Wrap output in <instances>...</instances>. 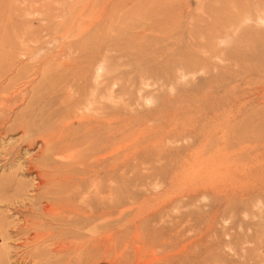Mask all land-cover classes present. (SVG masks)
I'll return each instance as SVG.
<instances>
[{"label": "rangeland", "instance_id": "1", "mask_svg": "<svg viewBox=\"0 0 264 264\" xmlns=\"http://www.w3.org/2000/svg\"><path fill=\"white\" fill-rule=\"evenodd\" d=\"M0 104L7 196L32 201L26 163L68 124L53 172L126 257L264 264V0H0ZM19 209L0 204V264H45Z\"/></svg>", "mask_w": 264, "mask_h": 264}, {"label": "bare ground", "instance_id": "2", "mask_svg": "<svg viewBox=\"0 0 264 264\" xmlns=\"http://www.w3.org/2000/svg\"><path fill=\"white\" fill-rule=\"evenodd\" d=\"M4 103H6V101ZM11 110H8V113L11 114ZM39 118H37V116L31 115V117L27 119L28 120L27 126H26V122L23 123L22 120L21 121L17 120L15 124L20 127H23L22 130L25 131L26 135H28L29 137V138L24 137L25 141H27L28 144L30 143V145H31V140H30L31 137L29 134L31 131H33L32 130L33 127H35L37 124H40L42 122V120ZM2 124L3 123H1V125ZM46 124H49V122L46 121ZM67 126L69 125L68 124L61 125L62 131H60V134L59 133L55 134L54 132H50L47 137L43 138V141L41 140L42 145L39 151L37 152V156L40 157L41 160L39 159V161L37 160L32 163L30 162L26 163V165H29L27 166L28 167L27 171L29 173H34V180H32L31 189L34 190L35 193L31 194L32 201H29L27 203V200L30 197L27 198L26 194L22 192H16L15 195L7 196V193H8L7 191L10 190L13 180L12 178L5 177L6 179L0 180L1 182L0 188L2 189L0 191V204L7 206V208L12 210L16 214H21V211L19 208L20 207L22 208V206H26L28 204L29 208L33 210L34 214L38 215L37 219L31 220L29 218V214L28 215L25 214L26 216L24 215V218H22L24 225L21 227L19 226L18 230H21V229L31 230V233L33 234V236L31 237L30 243H35V244L37 243L38 245L39 244L43 245V248L41 247L44 250V253L42 256L45 259L47 257L50 258V260L48 258L46 259L45 264H98V258H99L98 256H100V258L102 257L103 261L104 259H107L108 264H152L153 257L149 261H145V258H143L145 251L148 249L146 247L134 246V251L132 254L133 257L129 258V257H126L128 256V254L126 253L127 252L126 249L120 250L119 248L116 247L117 245H112L110 241L111 235L107 230V219L102 221L101 223L100 228L103 231L99 230V228L95 229V222L103 218L104 212L106 210L99 212L96 210L97 205L91 203L89 207L91 211H89L88 214H84L83 205H80L81 203L74 204L75 201L77 199H80L82 196L80 198H77L73 203V199L80 196L81 191L86 187L85 185L86 183L84 184L75 183L76 186H72L71 188H68V186H66L65 184L64 185L66 187L63 188L64 185H61L60 182L63 180L65 174L64 172L62 173L60 172V174L53 172V170L58 169L59 167L58 163L61 161V159L59 158H57L58 160L54 159L53 154L57 156L59 155V152L61 151V149H65L64 147H62L63 145L62 146L59 145V139L63 137V133L66 129L68 131ZM10 129L8 128L7 130L10 131ZM42 130H45V129H42ZM0 134H2V132ZM56 145L58 146L56 147ZM16 154H17V151H16ZM76 155L77 153L75 151H72L71 153L65 155L66 166L70 163L72 164L75 163V160L77 159ZM15 157L16 156L14 154V158ZM14 158H11V159H14ZM61 162L62 164L64 163L63 161ZM24 166H25L24 163L18 162V164H16L15 169H13V172L15 171L16 173H19V170L22 171L21 169H23ZM10 174L15 175V173H10ZM71 178L69 177V179ZM18 184L23 186L21 183H18ZM68 184L69 183H67V185ZM26 188L28 189V187ZM65 189L67 190V193L65 192ZM76 193L78 194L77 196H75ZM36 204L39 206V208ZM34 208H36L37 211ZM99 209H102V208H99ZM26 211L28 210L26 209ZM45 224H48L50 227L48 231H46L45 229L43 230L41 228V225H45Z\"/></svg>", "mask_w": 264, "mask_h": 264}]
</instances>
